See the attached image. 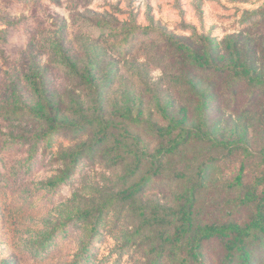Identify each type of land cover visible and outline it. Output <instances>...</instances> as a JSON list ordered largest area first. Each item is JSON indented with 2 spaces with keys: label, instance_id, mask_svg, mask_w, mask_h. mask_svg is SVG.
Segmentation results:
<instances>
[{
  "label": "rangeland",
  "instance_id": "374dc122",
  "mask_svg": "<svg viewBox=\"0 0 264 264\" xmlns=\"http://www.w3.org/2000/svg\"><path fill=\"white\" fill-rule=\"evenodd\" d=\"M0 264H264V0H0Z\"/></svg>",
  "mask_w": 264,
  "mask_h": 264
},
{
  "label": "trees",
  "instance_id": "16d2710c",
  "mask_svg": "<svg viewBox=\"0 0 264 264\" xmlns=\"http://www.w3.org/2000/svg\"><path fill=\"white\" fill-rule=\"evenodd\" d=\"M250 17L246 18L245 20V25L249 26L251 24V20L249 19ZM200 53L198 48H195L191 51V59L196 61L194 62V67L192 66V69H201V70H213L215 72V75H224V76H232L234 74L233 70L234 67L232 66H228V65H223V63H218L216 59H214L215 63L213 61H209V62H204L202 61L201 56H198ZM210 56V53H209ZM208 57V55H207ZM244 168V162L241 161L240 165H239V170H238V174L235 177V181L237 183H240V179H241V174Z\"/></svg>",
  "mask_w": 264,
  "mask_h": 264
}]
</instances>
